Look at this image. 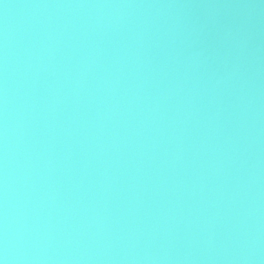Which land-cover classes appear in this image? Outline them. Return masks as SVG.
<instances>
[{
    "label": "water",
    "instance_id": "obj_1",
    "mask_svg": "<svg viewBox=\"0 0 264 264\" xmlns=\"http://www.w3.org/2000/svg\"><path fill=\"white\" fill-rule=\"evenodd\" d=\"M8 264H264V0H0Z\"/></svg>",
    "mask_w": 264,
    "mask_h": 264
},
{
    "label": "clouds",
    "instance_id": "obj_2",
    "mask_svg": "<svg viewBox=\"0 0 264 264\" xmlns=\"http://www.w3.org/2000/svg\"><path fill=\"white\" fill-rule=\"evenodd\" d=\"M9 260V249L7 246V241L5 240L4 247L2 249V254H0V264H8Z\"/></svg>",
    "mask_w": 264,
    "mask_h": 264
}]
</instances>
